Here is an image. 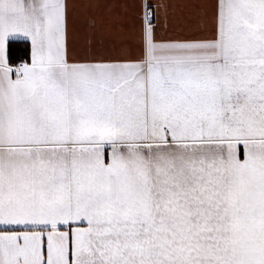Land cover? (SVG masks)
I'll return each instance as SVG.
<instances>
[{"label":"snow or ice","instance_id":"1","mask_svg":"<svg viewBox=\"0 0 264 264\" xmlns=\"http://www.w3.org/2000/svg\"><path fill=\"white\" fill-rule=\"evenodd\" d=\"M170 9L0 0V264H264V0Z\"/></svg>","mask_w":264,"mask_h":264},{"label":"crops","instance_id":"2","mask_svg":"<svg viewBox=\"0 0 264 264\" xmlns=\"http://www.w3.org/2000/svg\"><path fill=\"white\" fill-rule=\"evenodd\" d=\"M77 4L87 3H102L106 5L118 6L123 3L129 2V0H73ZM158 2V0H153ZM171 6V13L174 15L177 22H183V19L196 11V6L203 2V0H165ZM121 10L118 7H114L111 10H105L103 13L96 14L98 20L96 29V38L116 36L118 33L115 31L116 14ZM92 17L87 14H81L78 18V33L77 39L83 45H86L91 38V31L89 28V22Z\"/></svg>","mask_w":264,"mask_h":264}]
</instances>
